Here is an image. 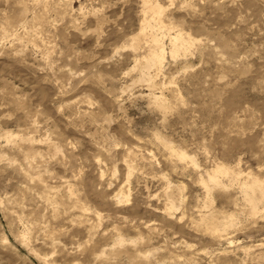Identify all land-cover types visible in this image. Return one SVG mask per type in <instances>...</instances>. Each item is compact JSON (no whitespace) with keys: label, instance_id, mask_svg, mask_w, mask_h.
I'll list each match as a JSON object with an SVG mask.
<instances>
[{"label":"rangeland","instance_id":"374dc122","mask_svg":"<svg viewBox=\"0 0 264 264\" xmlns=\"http://www.w3.org/2000/svg\"><path fill=\"white\" fill-rule=\"evenodd\" d=\"M146 2L170 28L154 88ZM180 31L195 40L172 56ZM252 180L264 0H0V264H264Z\"/></svg>","mask_w":264,"mask_h":264},{"label":"bare ground","instance_id":"6f19581e","mask_svg":"<svg viewBox=\"0 0 264 264\" xmlns=\"http://www.w3.org/2000/svg\"><path fill=\"white\" fill-rule=\"evenodd\" d=\"M146 7H147V10L150 11L154 15V18L152 20L153 23H149L148 25H146V27H144L143 33L146 35V32L149 29L152 31L151 39H152V42L154 45V50H152L151 53H149V55L146 58H144L143 61L140 62L136 66V69L138 68L141 72L140 82H145L149 86V88H154L155 87V80H153V79L155 78V76L152 74L153 73L152 70H154V72L160 71V68H161L160 65L162 64V62L165 61V60L163 61V59L165 58L164 56H166V55H164L166 51H164L162 39H160V36H158L157 30H161V32H162L165 30L168 31L170 28H168L162 20L163 9L159 5H154L153 3L146 2ZM170 32H168V34H169L170 40H171L172 56H177V54L180 53V51H182V53H186V51L189 50V47H191V44L193 43V41L195 39L191 38L190 34L183 33L182 31L176 32L173 35H171ZM153 99L155 100V103L157 105H161L162 99H160L159 97H157L155 95H153ZM166 145L171 150V152L176 156V158L178 157L181 160H184V159L187 160L189 155H187L184 151L177 150V148L175 149L169 143H166ZM191 161L193 162V160H191ZM195 164H196V162H195ZM206 173H207V176L209 179V184H207V183H205V184L208 188H209V185L219 186L218 184H220V182H221L219 177L225 176V175L228 176L230 174L228 168L222 164L215 166L214 169H212L211 171L206 172ZM240 184H241L242 191L247 198L252 196L251 194H253L254 192L256 193L257 190L260 191V193L262 194V198H264V184L259 182L258 180L245 181V182H241ZM172 196H173V193L169 192L168 197L172 198ZM248 200H251V199H248ZM253 200H255V198H253ZM171 201H173V200H171ZM255 204H256V201H255ZM173 205L174 204H172V206ZM253 205H254V202H253ZM255 208H258V207L255 205ZM204 218H206V220L208 219V221L209 220L213 221V223H214V218L212 216H207ZM209 227H210V225H209ZM217 229H218V227H217Z\"/></svg>","mask_w":264,"mask_h":264}]
</instances>
